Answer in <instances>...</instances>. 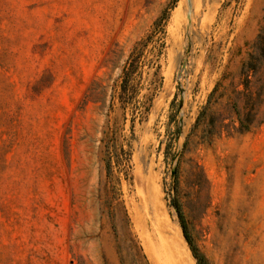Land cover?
Here are the masks:
<instances>
[{
    "label": "rangeland",
    "instance_id": "374dc122",
    "mask_svg": "<svg viewBox=\"0 0 264 264\" xmlns=\"http://www.w3.org/2000/svg\"><path fill=\"white\" fill-rule=\"evenodd\" d=\"M262 25L264 0H0V264H197L178 211L204 264H264Z\"/></svg>",
    "mask_w": 264,
    "mask_h": 264
},
{
    "label": "trees",
    "instance_id": "16d2710c",
    "mask_svg": "<svg viewBox=\"0 0 264 264\" xmlns=\"http://www.w3.org/2000/svg\"><path fill=\"white\" fill-rule=\"evenodd\" d=\"M264 67V25L260 28V33L252 44V53L249 54L247 60L242 63L239 71L240 84L243 86V91L240 95L244 98L245 116H240V132H247L253 125L262 123L264 121V113L261 121H258L259 113L264 104V77L261 80L259 74H264L261 69ZM234 105H237L236 102ZM177 209V207H176ZM178 211V209H177ZM180 227L182 235L189 246L192 257L197 264H204V259L199 255L198 250L192 245L190 238L186 232V227L183 223L181 215Z\"/></svg>",
    "mask_w": 264,
    "mask_h": 264
}]
</instances>
